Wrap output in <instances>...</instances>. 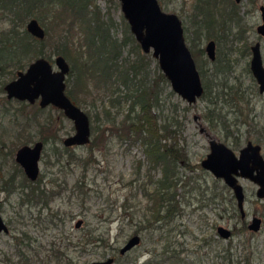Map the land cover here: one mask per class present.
<instances>
[{"label": "rangeland", "instance_id": "rangeland-1", "mask_svg": "<svg viewBox=\"0 0 264 264\" xmlns=\"http://www.w3.org/2000/svg\"><path fill=\"white\" fill-rule=\"evenodd\" d=\"M232 1L236 4L238 16L230 22L229 30L211 32L213 35L211 39L215 40V37L220 35L218 42L215 41L216 52L218 50L217 55L220 58L216 62V68L209 62L210 59L205 51V45L210 39L205 38V35L201 36L200 44L197 46L203 47V53L201 56L193 57L196 67L201 69L202 83L206 82L208 89L212 92V100L216 103H210L207 97H199L196 102L188 104L175 92L171 97L165 95L160 97L159 118L161 120L172 118L183 123L180 126L179 137L180 145L186 154L185 159L177 163L179 187L176 191V199L179 203L174 209L172 222L167 226H162V223L158 222L156 225L160 227L154 230L152 225H146L151 200L143 192L142 186L148 182V164L140 144L132 143L125 137L128 134L125 118L128 114V104L121 107L115 100L109 107L108 114L112 118L105 123L100 109V98L97 99L98 93L95 87L90 85L89 89L92 90L90 95L80 96L87 102V105L81 106V109L88 113L92 109V104L95 103L94 108L99 111L93 152L90 153L87 146H72L71 152L82 157V161L79 158H69L66 153L61 156L59 154L57 160L51 154L52 144L44 146L39 175L41 176L40 186L48 191L45 193L46 206L42 201L20 206L19 190L9 193L0 190V211L9 226L7 234H0V264H63L56 262L53 252H58V255L63 258L70 257L72 264H90L92 261L116 256L119 248L134 235L135 229H139L140 226L141 229L137 232L140 236L139 244L115 264H123L130 258L136 259L139 264L154 253L159 254L156 264H174L163 259L164 255L160 254L167 246L166 238H163L167 234V228L172 229L170 235L177 250H179V243H182L180 247L183 251L179 250V257L183 259L181 264H245L244 255L249 256L250 264H264V208L262 207L264 202L257 200L256 187L251 182L242 181L245 188L244 207L249 213L257 209L262 214L261 228L254 233L236 234L228 242L220 238L215 228L209 224L208 220L211 216L208 200L213 176L200 165L209 151L207 134L215 135L232 148L236 147L231 142L233 139H225L228 131L220 130L227 127L240 141L236 149L246 140H251L261 145L264 156V136L256 134L260 130L264 131V93L260 94L254 90L252 75L245 70V67L249 65L251 52L245 58L238 54V48L245 43L250 47L256 41H260L264 63V39L257 33V26L261 23L259 7L264 4V0H254L256 3L253 6L250 0ZM158 2L164 11L178 15L188 47L192 41L198 40L193 30L195 21L198 20L194 11L197 0H158ZM217 2L220 9L221 2L220 0ZM96 4L102 12H109L117 23L120 22L122 12L118 0H96ZM224 6L229 8L231 4H224ZM227 16L224 13L221 18V15L217 13V20L220 21ZM46 24L51 38L45 45V57L56 69L53 60L57 55L55 47L59 48L61 43L58 38L61 37L62 30L57 25L53 29L51 20L47 19ZM7 27L9 22L0 18V30ZM114 33L119 38L122 36L120 26L116 27ZM73 40L76 41V37ZM129 48L131 46L128 44L123 53L127 54ZM34 59L28 62L22 60V63L27 62L22 70H25ZM155 62L151 59L149 71L151 77L155 75ZM14 71L15 67L12 65L0 70V179L11 173L15 163L14 156L8 152L9 147L13 145L12 142H16L15 144L19 147L21 143L18 142L19 140L29 139L31 141L28 143H33L39 136V129L35 122L36 115H33L37 112L38 101L30 104L6 97L4 85L13 79L12 73L9 72ZM218 85L221 88L224 85L226 88L238 90L245 102L240 104L245 106V111L248 112L245 116L237 112L238 108L234 106L232 100H228L229 97H225L226 103L221 102L223 99L215 93ZM168 90L169 88L166 92ZM116 98L117 93L113 99ZM206 111L209 118H205ZM37 115L39 119L46 117L52 119L53 127L58 130L62 139L74 131L72 121L65 116L61 117L54 106L48 105L41 108ZM206 126H211L218 132L212 128L208 130ZM201 127L206 129L201 131ZM52 129L51 126V132ZM43 133L51 134L45 130ZM17 136L18 139H16ZM139 164V179L136 180ZM150 173L156 178L160 175V169L150 170ZM20 179L21 176H18L14 182ZM149 188L150 191L153 190L152 187ZM127 197V204L133 207L123 211L121 204ZM132 210H136L139 217L142 216L144 228L139 221L140 218L131 217ZM212 217L213 220L216 219L214 215ZM77 220H81L79 227H75ZM89 232L95 238L100 236L103 243L85 242L89 238ZM244 235L248 238L253 237V247L245 241ZM204 239L208 240L207 244L203 243ZM170 246L174 248L172 244ZM227 248L231 253L230 257L227 253L225 254ZM218 253L220 256H225V260L218 257Z\"/></svg>", "mask_w": 264, "mask_h": 264}, {"label": "trees", "instance_id": "trees-1", "mask_svg": "<svg viewBox=\"0 0 264 264\" xmlns=\"http://www.w3.org/2000/svg\"><path fill=\"white\" fill-rule=\"evenodd\" d=\"M220 2L222 5L220 9L217 0H197L194 5L195 16L198 20L195 21L193 30H195L194 34L198 40H194V42L191 40L192 43L189 46L193 57L201 56L203 53V47H197L200 44L202 35H205V38H210L213 36L211 34L213 31L229 30L230 22L238 16L235 2L232 0H220ZM250 2L251 6L256 3L254 0H250ZM229 3L231 6L226 8L224 4ZM217 13L221 15V18L224 13L228 16L218 21ZM32 17L45 30L44 38H36L24 28L23 24L26 19L28 18V21ZM0 18L9 22V27L0 30V70L9 67V65L14 66L15 71L9 72L12 73V78H14L15 73L20 69L22 70L32 58H46L45 45L51 38L49 37V28L46 24L48 19L51 20L53 29L57 25L62 30L61 37L58 38L61 43L59 48L55 47V51L57 55H62L70 66L65 79V92L68 97L81 108V106L87 105V102L80 95H90L92 92L89 89L90 85L93 88L95 87L98 93L96 97L97 99L100 98V109L104 116L103 122L105 123L112 118L108 113L109 107L113 105L115 100L121 107L128 104V114L125 116L128 134L126 136L122 135L128 138L130 142H138L140 144L148 164V182L142 186V190L151 200V206L148 208L150 213L149 217L148 215L146 216L145 223L147 226L152 225V230L160 227L156 225L158 222H161L162 226H167L171 223L174 209L179 203L176 199V191L179 187L177 163L184 160L186 156L183 147L180 145L179 137L180 126L183 123L182 121L172 120V118L171 120H161L159 118L160 97L162 95L171 97L174 92L170 89L168 80L159 69L157 61L155 62L151 55L143 53L140 49L123 15L120 16V22L117 23L109 12H102L98 4H96V0H0ZM117 26H120L122 30L120 38L114 33ZM184 28L187 30L186 27ZM74 37H76V41L73 40ZM219 37L220 35L218 34L215 37V41L218 42ZM128 44L131 48H129L127 54H124V48ZM238 49V54L242 58L250 54V47L247 43ZM217 53L218 50L215 52L214 59L212 61L209 60L215 68L217 60L220 59ZM151 59L156 64L153 77L149 73ZM22 60H27V62L22 63ZM245 70L251 74L249 65L245 67ZM198 72L201 75L200 68ZM215 72L218 73L217 69H215ZM251 78L254 90L258 93L257 84L252 76ZM202 85L203 93L200 97H207L210 103H216L212 100V92L208 89L206 82L202 83ZM168 88L169 90L166 92ZM116 93L117 98L113 99ZM215 93L216 96L223 99L221 102L224 103H226L225 97H229L228 100H232L234 106L238 108V111L235 110V112L237 111L245 116L247 110L245 111V106L240 104L245 102L237 89L226 88L224 85L221 88L218 85ZM95 106L96 104L93 103L91 111L86 112L90 119L92 137L90 142L83 146H87L90 153L93 152V146L96 141L95 134L98 128L96 122L99 111L94 108ZM40 109L41 107L37 106V112ZM56 110L61 117L64 116L60 109L56 108ZM17 111L21 112L20 109H17ZM37 112L33 113V115H36L35 122L39 129L38 140L43 143V146L51 143L53 148L51 149V154L57 160L59 154L61 156V154L66 153L69 158H79L82 161V157H78L71 152V147L63 146L62 138L58 130L54 129L52 119L49 117L39 119ZM205 118H209L208 111H206ZM51 126L53 128L52 132ZM43 130L51 134H44ZM256 134L263 137L264 131L260 130ZM226 137L228 138L229 136L226 134ZM16 139H18V136ZM30 141L25 139L18 142L23 145ZM15 143L12 142L13 145L8 149L11 156H14L15 150L18 148ZM154 169H160V175L156 178L150 173V170ZM139 170L140 164L137 167L138 177L136 180L139 179ZM18 176H21V179L15 183L14 180ZM40 181V175L35 182L29 181L18 164L14 163L11 173L7 177L0 179V189L11 192L19 190L20 206L37 201H42L46 206L45 193L48 191L40 186ZM149 187H152L153 190L150 191ZM23 196L25 198H22ZM127 201L128 197L121 204L123 211L133 207L127 204ZM138 215L136 210L131 211V217L136 219L138 217L142 220V216L139 217ZM141 220L139 221L144 228L143 220ZM154 223L155 225H153ZM139 229H141V226ZM139 229H135L134 234H137ZM171 230L170 228L166 229L167 234L163 238H166L167 246L160 254L164 255L163 259L168 260L169 263L181 264L183 259L179 257V250L176 249V245L171 239ZM88 236L89 238L85 241L87 243H93L94 241H99L100 244L103 243L100 236L95 238L91 232L88 233ZM203 243H206L205 239ZM171 244L174 248L170 246ZM82 247H84V244H82ZM127 253L123 256L117 254L116 258L120 261ZM53 255L58 263L72 264L70 257L63 258V256L58 255V252H53ZM158 256L159 254L154 253V255L139 264H156ZM217 256L225 260V256H220L219 253ZM243 262L250 264V259L247 255H244ZM123 264H137V262L136 259L132 260L130 258L125 260Z\"/></svg>", "mask_w": 264, "mask_h": 264}, {"label": "water", "instance_id": "water-1", "mask_svg": "<svg viewBox=\"0 0 264 264\" xmlns=\"http://www.w3.org/2000/svg\"><path fill=\"white\" fill-rule=\"evenodd\" d=\"M123 17L129 29L144 53H150L157 61L159 69L168 80L173 92L188 104L196 102L203 93V85L194 58L187 46L183 34V26L177 14L164 11L158 0H118ZM261 23L257 33L264 39V4L259 7ZM25 29L32 36L42 39L45 30L34 18H30ZM205 51L210 59H214V42L208 41ZM52 62L44 57L35 58L25 70H18L16 77L4 86L7 98L27 101L30 104L38 101L43 108L54 106L72 121L73 133L62 139L65 147L83 146L90 142L91 128L87 113L77 106L66 94V76L70 70L68 62L62 55H56ZM249 68L255 79L258 90L264 93V63L260 42L251 46ZM43 143L35 141L25 144L16 150L14 160L22 168L25 176L35 181L40 173V161ZM210 152L200 165L223 181L233 190L239 202L242 201V186L237 183L235 175L247 178L257 185L256 195L264 198V158L260 146L248 141L236 155L222 142L211 139ZM77 220L75 226H79ZM260 219H254L250 225L258 230ZM7 227L0 216V231L7 232ZM221 238L229 236V230L223 226L216 229ZM140 236L134 234L119 248L124 254L137 246ZM113 258L92 261L90 264H112Z\"/></svg>", "mask_w": 264, "mask_h": 264}, {"label": "flooded vegetation", "instance_id": "flooded-vegetation-1", "mask_svg": "<svg viewBox=\"0 0 264 264\" xmlns=\"http://www.w3.org/2000/svg\"><path fill=\"white\" fill-rule=\"evenodd\" d=\"M212 40L214 42V56H215V52H216V43H215V40L214 39H209V41ZM256 42H260V41H256ZM208 43V42H207ZM206 43V45H207ZM205 45V46H206ZM252 46V45H251ZM251 46H250V52H251ZM261 47V46H260ZM210 59V58H209ZM211 61L213 59H210ZM252 75V74H251ZM201 78V77H200ZM14 79V78H13ZM12 80V79H11ZM255 80V79H254ZM10 81V80H9ZM8 81V82H9ZM202 81V80H201ZM256 82V81H255ZM7 83V82H6ZM5 83V84H6ZM257 84V83H256ZM5 86V85H4ZM257 88H258V85H257ZM259 91V90H258ZM260 93V92H259ZM260 94H263V93H260ZM7 97V96H6ZM7 99H11V98H7ZM15 99V98H13ZM18 100V99H16ZM18 101H21V100H18ZM27 102V101H26ZM47 107V106H46ZM45 108V107H43ZM208 128V130H212L213 127L211 126H206ZM212 128V129H210ZM206 128L204 127H201V131L205 130ZM230 128L227 127V128H223V129H220L221 131L224 130V131H228L227 135L229 136L228 138L226 137L225 139H233L231 142L234 143V145L239 146V143L240 142L237 138H235L234 134L231 133L229 130ZM215 130L216 132H218L216 129H213ZM208 138H209V141L211 139H214L216 141H219V142H222L223 144H225L227 147H229L236 155L239 154V151L242 147H244L246 145V143L248 141H251V140H246V142L238 148L236 149L235 146L230 147L229 145H227L226 143H224L223 141H221L219 138L215 137V135H212V134H207ZM234 139L237 141H234ZM209 141H208V145H209ZM252 142V141H251ZM253 144H258L260 146V153L261 155L263 156L262 154V151H261V145L259 143H255V142H252ZM27 144H32V143H27ZM25 145V144H23ZM23 145H20L19 147L23 146ZM18 147V148H19ZM17 148V149H18ZM44 148V147H43ZM16 149V150H17ZM16 150L14 152V156H15V153H16ZM210 152V147H209V151L208 153ZM207 153V154H208ZM206 154V155H207ZM205 155V157H206ZM204 157V158H205ZM264 158V156H263ZM15 161V160H14ZM16 163V162H15ZM17 164V163H16ZM19 166V165H18ZM20 167V166H19ZM21 168V167H20ZM22 169V168H21ZM23 171V170H22ZM24 173V172H23ZM211 173V172H210ZM40 174V173H39ZM212 174V173H211ZM25 175V174H24ZM213 182H212V186L210 187V196H209V200H208V205H209V212H210V218L208 220V217H207V220L209 221V224L212 226V228H215V230L217 229V227L219 226H223L224 228L228 229L229 230V236L227 238H222L226 241L229 242L230 239L234 238L236 236V234H245V233H254V232H257L261 226H262V222H263V217H262V214L259 213V211L256 209L253 211V213H249V211L244 207V201H245V188H244V185L242 183V181H247V182H251L252 184H254V186L256 187V190H255V195H256V191H257V185L252 182L251 180L247 179V178H242L241 176H238V175H235V178L237 180V183H239L241 186H242V192H243V198H242V201L239 202L236 195L234 194L233 190L223 181L222 178H217L215 177L213 174ZM39 177V176H38ZM27 178V177H26ZM28 179V178H27ZM38 179V178H37ZM36 179V180H37ZM29 180V179H28ZM35 180V181H36ZM31 181V180H29ZM35 181H31V182H35ZM0 190H3V189H0ZM5 191V190H4ZM8 193L11 192V191H7ZM257 197V195H256ZM22 198H25V196H23ZM35 198H36V193H35ZM257 200L258 201H261L262 203L264 202V198H259L257 197ZM262 207L264 208V203L262 205ZM212 215H214L216 217L215 220H213V217ZM0 216L3 220V222L5 223L6 227H7V232H3V231H0V234L4 233V234H7L9 232V226L7 224V222L4 220L3 218V215H2V212L0 211ZM260 219V225H259V229L258 230H252L250 228V225L253 223V220L254 219ZM77 222V221H76ZM75 222V223H76ZM81 226V223L80 225ZM79 226H75V227H79ZM219 236V235H218ZM220 237V236H219ZM244 239L246 242L250 243V245L252 246L253 244V237L250 236V238L247 237V235H244ZM221 238V237H220ZM206 243L208 242L207 239H205ZM181 244L182 243H179V250L182 252L183 250L181 249ZM256 244V243H254ZM253 247V246H252ZM129 252V251H128ZM127 253V252H126ZM124 253V254H126ZM228 254L227 256L230 257L231 253L229 251V249H225V254ZM253 253V251H252ZM119 255H124V254H120V252L118 253ZM248 256V255H247ZM113 258V263L112 264H115L116 262H118V259L116 258L117 257V254L116 256H111ZM249 257V256H248ZM108 258V257H107ZM106 259V258H105Z\"/></svg>", "mask_w": 264, "mask_h": 264}]
</instances>
